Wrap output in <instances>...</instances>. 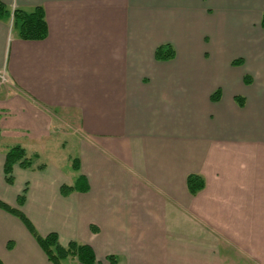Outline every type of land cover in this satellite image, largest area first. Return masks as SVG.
I'll list each match as a JSON object with an SVG mask.
<instances>
[{
  "label": "crops",
  "instance_id": "1",
  "mask_svg": "<svg viewBox=\"0 0 264 264\" xmlns=\"http://www.w3.org/2000/svg\"><path fill=\"white\" fill-rule=\"evenodd\" d=\"M0 2L1 202L96 264H264V0ZM35 7L47 36L22 40ZM16 145L38 158L7 184ZM0 264H52L2 208Z\"/></svg>",
  "mask_w": 264,
  "mask_h": 264
},
{
  "label": "trees",
  "instance_id": "2",
  "mask_svg": "<svg viewBox=\"0 0 264 264\" xmlns=\"http://www.w3.org/2000/svg\"><path fill=\"white\" fill-rule=\"evenodd\" d=\"M9 10L4 4L0 2V19L8 17ZM12 25L17 31V37L22 40L41 41L47 36V25L44 17V12L41 7H35L32 10L14 9L12 12ZM260 26L264 28V13L262 14ZM175 56L174 50L169 44L159 46L155 50V59L161 61H168ZM233 65L242 64V59L238 58L232 61ZM245 81L248 82L245 78ZM214 96H212L213 98ZM37 155L29 157L26 150L21 146H12L5 152V159L3 165L4 179L7 184L13 183V167L18 165L23 169H30L33 167L37 159ZM44 165H39L37 168H43ZM77 169V168H76ZM187 186L190 194H195L203 188V180L197 175H190L187 178ZM73 187L66 185L61 186V193L67 195L73 191ZM26 190L18 197V204L24 201ZM0 208L9 212L10 214L18 217L23 224L27 227L31 235L35 238L47 259L52 264H64L67 259H75L81 264H96L95 254L92 248L85 244H79L75 241L68 242L65 246L58 242L57 235L54 233L40 236L31 225L30 221L24 214L15 208L9 207L7 204L0 201ZM108 261L110 264H115L114 257L109 256Z\"/></svg>",
  "mask_w": 264,
  "mask_h": 264
},
{
  "label": "rangeland",
  "instance_id": "3",
  "mask_svg": "<svg viewBox=\"0 0 264 264\" xmlns=\"http://www.w3.org/2000/svg\"><path fill=\"white\" fill-rule=\"evenodd\" d=\"M205 58H206V56H205ZM60 118H61V117H59V119H60ZM61 120H63V118H61ZM61 123H62V124H61L62 127L60 128L61 130L67 131V130L70 129V126H68V123H67V122H65V123L61 122ZM56 135H60V136H61V140H64V137H63V135H62V132H61L60 134L57 133ZM60 149L63 150L62 153L64 152V154H66V152H67V147H65V146L62 145V148H60ZM26 153H27V155H28L29 157H32L33 155H35L34 153H32V151H27ZM67 260H68V259H67ZM67 260L64 261V264H66Z\"/></svg>",
  "mask_w": 264,
  "mask_h": 264
},
{
  "label": "built area",
  "instance_id": "4",
  "mask_svg": "<svg viewBox=\"0 0 264 264\" xmlns=\"http://www.w3.org/2000/svg\"><path fill=\"white\" fill-rule=\"evenodd\" d=\"M6 82H7V79L2 73H0V89L6 84Z\"/></svg>",
  "mask_w": 264,
  "mask_h": 264
}]
</instances>
